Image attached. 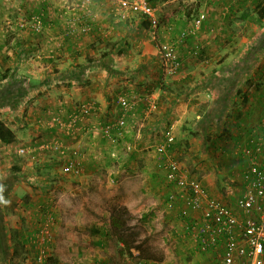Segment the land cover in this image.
Listing matches in <instances>:
<instances>
[{
  "label": "crops",
  "instance_id": "0c3cea01",
  "mask_svg": "<svg viewBox=\"0 0 264 264\" xmlns=\"http://www.w3.org/2000/svg\"><path fill=\"white\" fill-rule=\"evenodd\" d=\"M225 1L216 11L195 7L206 19L195 35L177 44L180 67L165 74L159 46L176 42L193 15L170 9L167 0L155 5L154 32L136 11L115 18L117 0H0V27L9 28L8 33L0 29V71L28 83L11 96L12 104L0 102V113L6 112L1 119L17 136L14 143L0 141V156L2 161L12 153L19 157L11 159L19 167L11 191L21 202L14 225L15 238L26 251L21 264H134L119 255L109 232V206L114 197L125 195L123 204L130 212L145 211L152 202L156 219L176 233L173 252L178 256L156 264H211L216 259L212 250L197 249L196 236L179 216L181 203L168 201L177 189L165 181L154 147L170 127L175 139L170 153L211 196L234 207L247 160L240 148L251 131L264 132V93L242 84L222 124L211 120L203 127L200 121L217 91L202 81L225 75L264 27L252 32L249 22L235 20L249 1L227 6ZM228 8L232 21L223 17ZM35 18L42 23L40 33L31 26ZM108 49V66L96 64ZM262 66L264 55H258L257 68ZM254 71L243 79L253 78ZM3 85L0 80V94L12 95L11 87ZM119 97L127 98L128 109H121ZM150 99L157 105L152 111ZM87 102L94 110L81 114L80 106ZM120 116L122 135L112 143L102 126ZM23 131L31 137H23ZM68 160L78 163V173L65 170ZM42 228L46 231L41 233ZM185 255H191L189 262ZM234 264L246 262L236 259Z\"/></svg>",
  "mask_w": 264,
  "mask_h": 264
},
{
  "label": "built area",
  "instance_id": "2783aa9c",
  "mask_svg": "<svg viewBox=\"0 0 264 264\" xmlns=\"http://www.w3.org/2000/svg\"><path fill=\"white\" fill-rule=\"evenodd\" d=\"M130 10L144 16L152 32L156 30L157 8L153 2L117 0L114 8L115 18L125 19ZM203 18L204 15L199 13L197 17L191 19L189 25L179 31L176 42L159 46L163 73L173 74L179 69L177 44L193 36L196 28L202 24ZM31 26L34 31H39L42 23L35 18ZM84 29L85 27H81V30ZM118 103L122 110L130 107L125 97H119ZM156 106V101L150 99L149 110L156 109ZM93 110L94 105L90 102L80 106L81 114H89ZM122 125L123 118L120 116L103 124L102 131L108 135L112 143H115L122 135ZM174 142V136L168 127L162 132V141L154 147L155 152L161 157L157 166L163 168L165 181L175 185L177 189L168 194L167 199L170 203H181L179 216L186 221L188 228L196 236L197 249L202 252L212 250L216 253V259L211 264H234L236 259H244L246 264H264V134L257 135V131H251L245 144L240 148L241 154L247 160L241 173L243 188L236 196L234 207L211 196L199 179L188 174L183 163L170 153ZM18 151L24 152L22 148ZM65 170L78 173V163L75 160H68ZM45 231L46 229H41V233ZM46 239L44 236L41 240L45 242ZM40 257H44L43 253L39 255ZM135 264L145 262L140 260Z\"/></svg>",
  "mask_w": 264,
  "mask_h": 264
},
{
  "label": "trees",
  "instance_id": "16d2710c",
  "mask_svg": "<svg viewBox=\"0 0 264 264\" xmlns=\"http://www.w3.org/2000/svg\"><path fill=\"white\" fill-rule=\"evenodd\" d=\"M150 1V0H149ZM198 8V7H197ZM198 10V9H197ZM195 12V17L199 14ZM233 13V12H232ZM232 13L229 9L223 17L228 16V20L232 21ZM194 15V14H193ZM240 18L247 22L253 23L259 28L264 27V0H256L252 9L244 7L241 11L239 10L238 16L235 18ZM192 18H194L192 16ZM190 18V19H192ZM234 18V17H233ZM111 50H103L98 57H96V64L103 67L108 66V62L111 60ZM264 55V28L261 32L257 33L254 41L250 44L248 49L244 52L243 56L237 61L229 64L226 67L225 75H212L204 79L202 84L205 87L213 88L217 91V97L210 101L209 106L204 111L202 120L200 121L201 126H206L211 120H215L217 124H222L224 117L228 116V108L230 105V99L241 93V86L244 84L246 87L252 86L259 88V85L251 81V79L244 80V75L251 74L254 68L257 67V56ZM89 61L92 58L89 57ZM0 80H4V85L6 87H11L10 96L0 94V102H4L8 105L12 104L8 102L15 94H19L21 89H24L22 81H17L9 73L8 70L0 71ZM256 84V85H255ZM4 89V90H5ZM5 97L6 99H3ZM258 134H264V132L257 131ZM17 140L15 131L2 119H0V141L4 144L14 143ZM14 171L19 170L16 165L12 166ZM15 174V173H14ZM13 177L7 175L0 180V195L6 197L10 192V187L13 185ZM119 198V197H118ZM114 197L110 207H109V232L113 237L114 242L120 244L118 246L117 252L119 255L125 254L126 257H130L135 262L137 261H154L159 262L162 258L161 256H156L147 249H144L140 243H136L139 232L135 231L133 225L129 222L132 219V215L127 208V206L121 202L119 199ZM4 214L0 203V236L5 238V243L0 244V255L4 257L6 254H10L9 260L18 257L20 262H23L26 258V251L24 244L15 238V232L12 235L14 237V242L10 245L7 241V227L5 225ZM5 235V237H4ZM1 241V239H0ZM12 251L10 252L9 250ZM5 252H3V250ZM136 251V254L133 253ZM20 254V256H17ZM20 264V263H19Z\"/></svg>",
  "mask_w": 264,
  "mask_h": 264
},
{
  "label": "rangeland",
  "instance_id": "374dc122",
  "mask_svg": "<svg viewBox=\"0 0 264 264\" xmlns=\"http://www.w3.org/2000/svg\"><path fill=\"white\" fill-rule=\"evenodd\" d=\"M150 1L153 2L154 4L156 3L155 5H157V3L160 0H150ZM167 1L169 3V8L170 9H174L176 12L180 11V13L182 15H184V14L186 15V11H188V10L190 11L189 13H191V14L193 13L194 14V11L197 10V8H195V7H198V9L204 7L203 9H205L206 7H210L211 6V8H213V10L216 11L215 10L216 6L217 7L220 6V3H219L220 0H167ZM248 1H249V3H247ZM255 1L256 0H252V1L251 0H229V1L227 0V1L223 2V3L226 6H227V4L229 2H235V4L238 3L239 5H242L243 3L244 4L247 3L246 4L247 6H245V7L248 8V9H252V7L254 6ZM195 4H196V6H195ZM228 9H230V8H228ZM200 11L199 12L204 15L203 20H205L206 19L205 12L202 11V9ZM235 20H238V19L235 18ZM224 21L226 22L227 19L225 18ZM187 25H189V23ZM200 26L198 28H196V31L200 28ZM250 26L252 27V28H250V31L255 32L256 30H254V29L258 30V26L257 25H255L253 23H250ZM0 29L5 31L6 33H8V31H9V28H8V30H5V26L0 27ZM181 29H183V28H181ZM179 31H178V33H179ZM196 31H195V33H196ZM36 33H40V30L36 31ZM195 33H194V35H195ZM6 35H8V34H6ZM3 47L4 46H2V48ZM5 49H7V48H5ZM5 53L7 54V52H5ZM11 62H13V61H10V62L7 61V63H9V64ZM254 70H255L254 71V75L252 76L253 78H251V80L254 83L258 84L259 88L261 87V90H262L261 92L264 93V66H262L261 68L260 67L259 68L256 67ZM31 79H33V81H41V78H31ZM16 80L19 81L18 79H16ZM24 85L27 86L28 83L25 81ZM263 105H264V102H263ZM28 113H30V111H27V114ZM5 114H6V112L0 113V119L1 118L4 119L3 116ZM28 118H30V115H28ZM22 119H23V115H22ZM46 120L48 121V119H46ZM44 125H46V124H44ZM24 136L31 137L29 135L28 131H23V137ZM0 151H1V153H4V150H0ZM18 158H19L18 155H15V154L12 153V156L10 155V158H5L2 161V157L0 156V178H3L5 176H7V175H10L11 177H13L12 174L16 173L17 171H14L12 169V166L14 165L12 160L13 159H18ZM28 181H30L32 183L33 180L32 179H28ZM10 188H13V186H11ZM11 190L12 189H10L9 194L6 197H4V200L9 201L10 203H8L7 205L1 203V207H2V210H3L4 217H5L6 227H7V241H8V243L10 245H12V243L14 242V237H13L12 233H13L14 228H15L14 227V225L16 224L15 221L19 220L18 210L20 209V206H17V205L21 203L20 199L15 201V196L12 194L13 191H11ZM10 194H12V195H10ZM124 198H126V195L123 198L119 197L118 198L119 199L118 202L123 203V200H125ZM151 206H152V202L150 203L148 201V203H146V205H145V211L142 210L143 212L142 211L130 212L131 215H132V219L130 220L129 224L133 225L135 231L139 232V235L137 237L136 243H140L143 246L144 249L148 248V250L150 252H152L153 254H155L156 256H161L162 259L159 262H157V263H161L162 261L166 262L167 259H168V256L171 257L170 260H172V256L173 255L174 256H176V255L178 256V254L173 252V250H174L173 245H176V242L174 241L173 238L176 235V233H175L174 230H171L172 228L166 226L163 222H161L160 218L156 219V212L154 211V209L150 208ZM24 224L25 223H22V227L21 228H23ZM22 232H24V229H22ZM119 245L120 244H118V246ZM11 251H12V248H11ZM133 253L136 254V251L133 250ZM17 256H20V254H17ZM122 256H126V255L122 254ZM9 257H10V254H6L4 257H2L0 255V264H19V263L21 264L22 263V262H20L18 260V257L13 258L12 260H9L8 259ZM190 257H191V255H185L184 259L189 262ZM128 258L130 260H133L130 257H128ZM180 261L181 260H179V262H178V260H177L176 263L180 264ZM151 262L156 264V262H154V261H147V262H145V264H150ZM134 264H135V261H134Z\"/></svg>",
  "mask_w": 264,
  "mask_h": 264
},
{
  "label": "clouds",
  "instance_id": "9594fccd",
  "mask_svg": "<svg viewBox=\"0 0 264 264\" xmlns=\"http://www.w3.org/2000/svg\"><path fill=\"white\" fill-rule=\"evenodd\" d=\"M0 191H2V188H0ZM0 203H3V204H5V205H7L8 203H10L9 201H6V200H4V198H3V196L2 195H0Z\"/></svg>",
  "mask_w": 264,
  "mask_h": 264
}]
</instances>
